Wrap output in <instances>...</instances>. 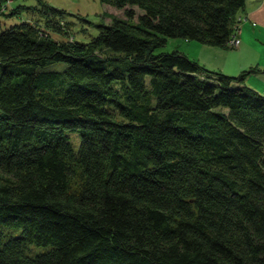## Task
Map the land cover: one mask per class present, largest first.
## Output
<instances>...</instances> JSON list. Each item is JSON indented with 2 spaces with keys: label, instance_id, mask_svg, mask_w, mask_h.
Here are the masks:
<instances>
[{
  "label": "trees",
  "instance_id": "obj_1",
  "mask_svg": "<svg viewBox=\"0 0 264 264\" xmlns=\"http://www.w3.org/2000/svg\"><path fill=\"white\" fill-rule=\"evenodd\" d=\"M34 1L0 0V264H264L257 69L156 52L228 48L247 0H99L86 42Z\"/></svg>",
  "mask_w": 264,
  "mask_h": 264
},
{
  "label": "crops",
  "instance_id": "obj_2",
  "mask_svg": "<svg viewBox=\"0 0 264 264\" xmlns=\"http://www.w3.org/2000/svg\"><path fill=\"white\" fill-rule=\"evenodd\" d=\"M239 19L236 48H215L180 40L177 50L208 70L228 76L257 69L246 77L245 84L264 94V0H247Z\"/></svg>",
  "mask_w": 264,
  "mask_h": 264
},
{
  "label": "rangeland",
  "instance_id": "obj_3",
  "mask_svg": "<svg viewBox=\"0 0 264 264\" xmlns=\"http://www.w3.org/2000/svg\"><path fill=\"white\" fill-rule=\"evenodd\" d=\"M49 5L63 9L67 14L63 20L70 24L73 37L77 41H89L92 37L98 34L99 25L110 23V15L123 17V11H118L108 5L100 3L99 0H47ZM34 0H9V5L16 7L18 5L31 6L34 5ZM138 9V8H137ZM139 10V9H138ZM135 13L138 15L139 11ZM26 12L22 11L21 15L9 17L0 16V26L2 29H7L19 23L25 16ZM136 19V18H135ZM178 42L180 39H168L167 44L158 49L156 52H171L179 49ZM234 49L236 47H228ZM226 75V74H225ZM71 142L75 149L79 146V140L72 138Z\"/></svg>",
  "mask_w": 264,
  "mask_h": 264
},
{
  "label": "built area",
  "instance_id": "obj_4",
  "mask_svg": "<svg viewBox=\"0 0 264 264\" xmlns=\"http://www.w3.org/2000/svg\"><path fill=\"white\" fill-rule=\"evenodd\" d=\"M237 47L238 46V40L236 38V36H233L232 38H230L229 42H228V47Z\"/></svg>",
  "mask_w": 264,
  "mask_h": 264
}]
</instances>
